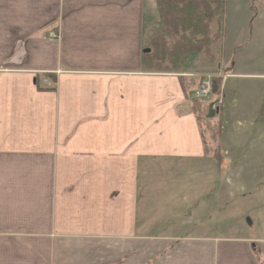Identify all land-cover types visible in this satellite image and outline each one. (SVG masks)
Wrapping results in <instances>:
<instances>
[{
    "label": "crops",
    "instance_id": "0c3cea01",
    "mask_svg": "<svg viewBox=\"0 0 264 264\" xmlns=\"http://www.w3.org/2000/svg\"><path fill=\"white\" fill-rule=\"evenodd\" d=\"M225 15L217 71L160 74L156 0H0V264H264V0ZM197 75L223 76L220 162Z\"/></svg>",
    "mask_w": 264,
    "mask_h": 264
},
{
    "label": "trees",
    "instance_id": "16d2710c",
    "mask_svg": "<svg viewBox=\"0 0 264 264\" xmlns=\"http://www.w3.org/2000/svg\"><path fill=\"white\" fill-rule=\"evenodd\" d=\"M225 7L226 0H156L161 28L148 39L151 52L143 55L144 69L149 73L181 74L185 59L199 53L214 62L213 46L222 47L224 43ZM183 86L189 91L197 85L191 80ZM203 105L196 98L191 101L199 124L197 113L207 121V131L201 129L205 151L220 162L222 118L215 112L209 120ZM256 255L262 261L260 253Z\"/></svg>",
    "mask_w": 264,
    "mask_h": 264
},
{
    "label": "rangeland",
    "instance_id": "374dc122",
    "mask_svg": "<svg viewBox=\"0 0 264 264\" xmlns=\"http://www.w3.org/2000/svg\"><path fill=\"white\" fill-rule=\"evenodd\" d=\"M229 1V0H228ZM232 3L235 2V0H230ZM231 16V17H230ZM230 19H232V16H233V12L231 11L230 12ZM225 18H226V15H225ZM230 23V22H229ZM233 28L231 27V29L229 28V36L227 37L226 36V39L228 42H231V43H234V37H233ZM227 32V31H226ZM224 35H225V25H224ZM228 35V33L226 34ZM222 49V47L215 45L213 46L212 50H213V53L215 55V58L219 59L220 58V50ZM222 51V50H221ZM212 63L213 64V69L215 71H217L218 69V63H216V60L214 62H210L208 60V57L204 54V53H199V54H194V55H191L189 57H187L184 61V64L182 66V70L180 71V75H184L183 72L185 71H196V70H203L207 63ZM155 73V72H154ZM157 73V72H156ZM160 74H174V73H167V72H164V73H160ZM217 76V75H216ZM202 76H195L194 78H184V82L185 84L189 83V81L193 80L195 83H196V87L194 88V91H195V97L192 95V98L191 100L195 99L196 96H197V92L198 90L200 89V84L202 82ZM218 79L215 81V91L217 90V94L218 95H215L213 98H211L210 100H204L202 101V103H204V107H205V112L207 113L208 115V119L210 120L209 117H212L214 116L215 112L212 111V106H217L218 107V110H220L222 104H223V95H224V92L221 90V86H222V78L223 76H217ZM200 86V87H199ZM219 94L221 95V98H219ZM197 99V98H196ZM191 104V103H190ZM192 108V106H191ZM200 108V106H199ZM201 110V108H200ZM210 110V111H209ZM197 113V112H196ZM198 116H200V127L201 129H203V131H207V121L201 117V113H197ZM166 197V196H165ZM164 198V197H163ZM165 199V198H164ZM262 214L264 215V208L261 209V213L257 214L258 215V218L259 220H261V223L264 224V217L262 216ZM229 217L232 219L230 220V224L231 225H238L244 218H250L251 215L250 214H243V218L242 220L240 221L238 218H237V213L236 212H231L229 213ZM229 222V221H228Z\"/></svg>",
    "mask_w": 264,
    "mask_h": 264
},
{
    "label": "built area",
    "instance_id": "2783aa9c",
    "mask_svg": "<svg viewBox=\"0 0 264 264\" xmlns=\"http://www.w3.org/2000/svg\"><path fill=\"white\" fill-rule=\"evenodd\" d=\"M61 37L58 32H51L49 35H47V40L49 41H56L59 40ZM202 82L200 84V89L197 92L196 98L198 100L204 101V100H210L215 95H218L215 91V81L218 79L217 76H202ZM44 82L49 86L52 87L55 85L54 82H51L49 79H45ZM222 90V88H221ZM219 98H221V95L219 94ZM212 111L218 112L217 106H212Z\"/></svg>",
    "mask_w": 264,
    "mask_h": 264
},
{
    "label": "water",
    "instance_id": "95a60500",
    "mask_svg": "<svg viewBox=\"0 0 264 264\" xmlns=\"http://www.w3.org/2000/svg\"><path fill=\"white\" fill-rule=\"evenodd\" d=\"M150 52H151L150 49H146V50H145V53H150Z\"/></svg>",
    "mask_w": 264,
    "mask_h": 264
}]
</instances>
